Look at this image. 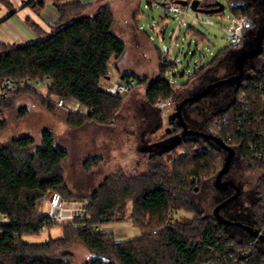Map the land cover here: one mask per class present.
Listing matches in <instances>:
<instances>
[{"label": "trees", "instance_id": "trees-1", "mask_svg": "<svg viewBox=\"0 0 264 264\" xmlns=\"http://www.w3.org/2000/svg\"><path fill=\"white\" fill-rule=\"evenodd\" d=\"M46 1L28 0L26 5L41 10ZM50 1L58 12L55 29L52 26L51 31L24 43L0 40V81L47 79L43 84L48 94L62 101L73 99L85 108L84 112H78L75 122L68 118L70 126L80 127L85 120L110 123L122 105V96L106 88L108 67L126 51L125 40L115 31L114 8L109 2H100L93 11L87 12L88 4L81 0ZM212 1L215 0H200L201 3ZM225 1L234 18L245 15L252 21L248 28L252 33L244 31L243 43L238 48L229 46L219 51L211 62L196 67L190 80L179 85L166 75L176 68V63L163 60L164 54L158 48V72L154 77L120 72L118 80L132 78L136 85H145V100L155 109L156 101L165 98H172L177 105L188 95L191 82L207 71L229 60L233 66L241 50L256 37L264 23V0ZM37 28L34 24V29ZM188 29L204 38L191 25ZM254 58L260 62L259 68H248L251 74L244 73L226 106L208 110L203 131L231 146L235 158L242 159L249 169L264 174V163L252 157L249 147L251 141L264 143L260 137V130L264 128V103L251 100L260 91L259 86L264 85V41L260 52L248 60ZM242 90L250 96L249 111L239 100ZM12 94L0 99V104ZM2 124L0 121V127ZM169 128L167 137L161 140L180 135L179 142L164 152L153 153L152 165L146 171L123 174L121 169L107 173L89 197L86 216L76 224L63 225L61 237L40 243L24 241L23 237L39 233L44 224L47 228L56 226L38 212L37 202L49 190L65 191L60 164L68 151L56 142L50 129L42 130L38 143L31 135L1 143L0 211L8 216L9 223L3 226L0 235V264H70L71 254L66 248L73 240L81 241L95 255L113 256L118 264H206L211 260L220 263L219 259L224 264H239L242 260L264 264V240L197 208L195 199L200 186L205 181L213 182L226 151L209 138L184 134L177 118ZM182 150L185 153L178 156ZM165 156L168 158L162 162L160 159ZM101 159L99 155L91 156L85 166L97 165ZM255 194L251 204L253 221L249 225L264 233L263 175ZM128 202L132 205L129 217L140 230L138 236L119 240L112 232L99 230L101 224L127 215ZM183 208L193 215L173 224L170 212ZM57 248L64 253L54 255L52 252ZM242 251L250 254L240 257ZM232 253L234 257H230ZM105 263L111 262L93 258L87 264Z\"/></svg>", "mask_w": 264, "mask_h": 264}, {"label": "rangeland", "instance_id": "rangeland-1", "mask_svg": "<svg viewBox=\"0 0 264 264\" xmlns=\"http://www.w3.org/2000/svg\"><path fill=\"white\" fill-rule=\"evenodd\" d=\"M48 1L52 4L50 0ZM20 2L21 0H0L1 38H8L6 35L13 34L12 28L1 19L14 11ZM27 2L28 0H23L24 4ZM162 2L163 0H140V7L136 10V15L138 25L141 28L140 32L151 35L154 45L165 50L172 44L173 37H170V33L172 30L176 31L179 21L175 19V13L169 12L160 4ZM223 3H225L224 10L215 13H202L189 8L190 15L198 20L202 19L204 22L192 23V19L187 16L185 22L180 25L179 36L172 45V56L177 64V69L174 71L175 74H166L170 80L174 79L172 80L174 84L179 85L190 80L196 67L211 62L219 51L230 46L228 31L233 30L236 22L228 3L225 0ZM34 10L39 11L40 9ZM190 25L200 31L204 38L198 37L193 29H188ZM53 27L55 29L57 26L54 24ZM159 29L165 30L164 36L157 31ZM115 31L126 43V51L119 59L123 66V72H137L138 68L147 67L149 63L153 64L156 56L152 52L151 56L148 47L141 48L143 34L138 32L135 26L119 22L115 25ZM247 32L252 33V29H247ZM147 54L148 56H145ZM156 62L158 69V60ZM259 66L260 62L255 58L251 61L247 60L244 73L250 75L251 72L248 68H259ZM233 69L229 60L228 63H222L207 71L191 82L188 94L196 93L211 82L232 74ZM150 76L154 77L155 72L151 73ZM234 89V84H223L213 92L188 103L184 108V119L187 125L192 129L203 131L208 110L215 108V106H226L233 99ZM144 92L145 85H139L123 95L122 105L110 123L85 120L80 127L70 126V122L68 123L67 120L71 118V122H75L78 112H84L85 108L72 101L73 99L62 101L58 97L48 94L43 80L34 87L19 89L5 103L0 104V121L3 123L0 127V144L7 139L25 135L33 136L38 143L42 130L50 129L56 142L68 151V155L60 164L65 191L49 190L42 194L39 198L41 209H43L44 203L49 202L55 192L61 196L64 209L74 210L77 207L76 204H86V216L89 197L108 172L114 170L120 172L121 166H123L124 169L121 173L127 174L130 172L129 168L134 169L138 164L135 168L136 171L130 172L136 174L146 171L152 165L155 156L153 152L155 151L151 150V147L167 137V129L175 119L176 104L174 103L169 110L161 114L145 100ZM145 147L148 148L145 154L138 152L139 148ZM97 155L101 156V161L97 165L93 164L87 168L85 166L87 159ZM166 158L168 156L161 157L160 160L163 162ZM225 175L237 182H245L247 188L252 187V190L255 191L263 172L249 169L242 159L236 157ZM197 188L196 186L195 189ZM232 193L230 188L222 192L214 187L213 182L205 181L200 186L195 199L197 208L203 210L206 215H212L215 205ZM131 207V202H128L127 215L112 222L101 224L99 230L112 232L115 238L119 240L138 236L140 230L129 217ZM41 209H39L40 213H42ZM220 213L226 218L239 220L246 224L253 221L251 202L247 201L244 194L229 203L228 207L222 209ZM169 215L170 220L175 224L178 220H188L193 214L183 208L173 211L172 215L170 212ZM79 220L70 221L67 219L66 222L64 221L65 224H55L56 226L43 228L37 234L24 236L23 240L40 243L59 238L63 233V225L76 224ZM262 234L264 235V233ZM255 238L259 237L256 236ZM62 250L57 248L52 253L61 255L64 253ZM66 250L71 254L69 255L70 264H87L95 258V254L79 240H73ZM109 258L110 264H118L113 256Z\"/></svg>", "mask_w": 264, "mask_h": 264}, {"label": "built area", "instance_id": "built-area-1", "mask_svg": "<svg viewBox=\"0 0 264 264\" xmlns=\"http://www.w3.org/2000/svg\"><path fill=\"white\" fill-rule=\"evenodd\" d=\"M166 8L169 12L172 13H178L180 14V24H183L185 22V19L187 16H189L192 19V23L196 22H204L202 19H197L196 17H193L192 15L189 14V8L188 7H182L179 4L176 3H169L166 5ZM234 21L236 22V25L234 26L233 30L228 31V39L230 41V46L232 48H238L242 43L244 39V31L252 25V21L248 16L245 15H240L239 17L234 18ZM172 44L169 48H166L165 54L163 55V60L165 61H172L171 60V54H172V48H173V41L176 40L177 38V31L173 34L172 33ZM176 63V62H175ZM47 79L43 81L46 82ZM41 83V80L39 79H29V78H24V79H13V78H5L4 80L0 81V99L7 97L9 94L14 93L18 91L21 88H28V87H34L35 85H39ZM136 86L135 80H115V81H110L107 84V90L114 94V95H125L128 92H130L133 87ZM260 91L258 92L257 96H253L251 99L252 101H257L260 100L262 103H264V85L259 86ZM239 100L240 102L245 105V108L247 111L251 109L250 105V96L248 93L244 90H242L239 94ZM174 102L172 98H165V99H160L156 101L155 103V109L159 113H164L166 110H169L173 106ZM260 137L263 139L264 138V128L260 130ZM250 151L252 154V157L262 161L264 163V143H257L255 144L254 142L249 143ZM185 153V150H182L181 152L178 153V156H182ZM264 176V174H263ZM77 207L74 210L70 209H64L63 203L61 196L58 193H53L51 199L49 200L48 203H44L43 209H41V203L37 202V210L40 213V210L42 211V215L46 218L47 222H52L55 224H65L64 221L66 222L67 219L70 221L74 220H79L80 218L83 219L85 217V211H86V204H76ZM74 213V214H73ZM172 215V212H171ZM9 223V218L8 216L4 215L0 211V235L3 232V226L7 225ZM70 223V222H69ZM43 228H47V225L44 224ZM259 234H262V231H258ZM250 253L249 251H242L239 256L240 257H246ZM235 254H231L230 257H234ZM237 260V259H235ZM220 263H217V261H209L206 264H224L222 259H219ZM248 261L250 259L248 258ZM237 262V261H235ZM239 264H249V262H244L242 260Z\"/></svg>", "mask_w": 264, "mask_h": 264}, {"label": "water", "instance_id": "water-1", "mask_svg": "<svg viewBox=\"0 0 264 264\" xmlns=\"http://www.w3.org/2000/svg\"><path fill=\"white\" fill-rule=\"evenodd\" d=\"M176 2L178 4L187 6L191 10L202 13L220 12L224 10L225 7V3H223L222 0H215L212 2H205V3H201L200 0H190V1L177 0ZM263 41H264V23L261 25L256 37L247 44V47L241 50L240 54L234 60L233 67L235 69V72L224 78L211 82L210 84H208L207 86H205L203 89H201L196 93L190 95L188 94L175 107L176 109L175 118L178 119L180 125L182 126L184 134H197L209 138L213 140L220 148L226 151L223 165L216 174L213 180V185L217 190L222 192H224V190H226L228 186H232L235 189V192L232 195L222 199L219 203L215 205L213 209V216L218 221L224 224L238 226L244 229L245 231H247L250 235L254 237L258 236L261 240H264V235L259 234L258 231L253 229L249 224H246L239 220L226 218L220 213V209L228 206L229 203L237 199L240 193V187L232 179L222 180L223 176L229 171L231 163L235 159L234 149L228 144H226L224 141H222L220 138L216 137L215 135L190 128L185 122L183 113H184V108L188 103L198 100L202 96L208 94L209 92H212L214 88L221 86L223 84H234V85L239 84L244 75L245 63L249 58L254 57L260 52L263 46ZM169 131L170 128L167 129V132ZM180 140H181V136L175 135L167 138L166 140L156 142L155 144H153V146H156L155 152H159V153L164 152L167 149L173 147ZM95 258H98L104 262H110V258L106 256L95 255Z\"/></svg>", "mask_w": 264, "mask_h": 264}, {"label": "crops", "instance_id": "crops-1", "mask_svg": "<svg viewBox=\"0 0 264 264\" xmlns=\"http://www.w3.org/2000/svg\"><path fill=\"white\" fill-rule=\"evenodd\" d=\"M81 1L86 2L88 4L87 8H86L87 12L93 11L96 8V6L100 2H102V0H81ZM176 1L177 0H163V2L160 4H162L164 6V8H166V5L169 3L178 4ZM188 1H190V0H188ZM104 2H109L112 4L114 11H115V15H116V24H118L119 22H122L126 25H133L136 27V30H138V32L141 31V28L138 25L139 22H138L137 15H136V10L140 7V0H104ZM179 5L182 7H187L185 5H181V4H179ZM57 18H58V12H57L56 8H54V6L51 3H49V1L46 2V4L44 5V7L41 10L36 11V10H34V8H31L30 6L24 4L23 0H21L20 5L16 9H14V11H12L7 16H5L3 19H1V21H4L5 24L9 25L12 28L13 34L12 35H6V36H8V38H3V37L1 38L0 37V40H2L4 42H9V43H24V42H28V41H33V40L37 39L39 34H42V32H48L51 28L50 26H53L56 23ZM175 19L179 21V26H180L181 25L180 24V14L175 13ZM34 24L38 26L37 29H34ZM179 26L176 29L177 38H178L179 32L181 30V26L180 27ZM157 31L160 33V35L164 36L165 30L159 29ZM176 31L175 30L171 31V33H170L171 38H172V33L174 34ZM141 34H143V36L141 38V45H140V46H142L141 48L148 47L149 48L148 52L150 54L152 52V54H155L156 57H155V61H153V64L149 63V65H147V67H140L137 69V72H133V73H138L139 75H151V73L155 72V75H156V72L158 71L156 60H157V56H158L157 51H158L159 47H156L154 45L153 37L151 35H149L145 32L141 33ZM160 49L162 50V48H160ZM162 52H163V54H165L164 49L162 50ZM152 54H151V56H152ZM172 55H173V52L171 54V60L173 62H175L173 60ZM145 56H148V54ZM119 59L120 58L113 60L108 67V72H109V75L107 77L108 83L110 81L118 80L120 72L124 71L123 66L120 64ZM175 69H177V64H176ZM175 69H172L168 73L172 74L175 71ZM172 80H174V79H172ZM172 80H170V81H172ZM136 86H139V85H136ZM70 100H72V99H69V101ZM72 101H75V100H72ZM76 103L78 104V102H76ZM155 149H156V146L151 147V150L155 151ZM146 150H148L147 147L139 148L138 152L145 154ZM136 164H137V162H136ZM137 166H138V164L134 167V169L132 167L129 168L130 172L132 173V172L136 171L135 168ZM121 167H122V169H124L123 166H121ZM125 168H127V166Z\"/></svg>", "mask_w": 264, "mask_h": 264}, {"label": "flooded vegetation", "instance_id": "flooded-vegetation-1", "mask_svg": "<svg viewBox=\"0 0 264 264\" xmlns=\"http://www.w3.org/2000/svg\"><path fill=\"white\" fill-rule=\"evenodd\" d=\"M226 179H231V178H228V176H226V175H224L223 176V178H222V180H226ZM239 187H240V193H239V196L241 195V194H244V195H246V199H247V201L248 202H251V204H252V202L253 201H255V199H256V197H255V191H253L252 190V187H250V188H247V186L245 185V182H237L236 180H234V179H232ZM247 183V182H246ZM227 188H230L232 191H233V193L235 192V189L232 187V186H228ZM226 188V189H227ZM232 193V194H233ZM231 194V195H232ZM228 196H230V194H228L227 196H225V198L226 197H228ZM224 199V198H223Z\"/></svg>", "mask_w": 264, "mask_h": 264}, {"label": "bare ground", "instance_id": "bare-ground-1", "mask_svg": "<svg viewBox=\"0 0 264 264\" xmlns=\"http://www.w3.org/2000/svg\"><path fill=\"white\" fill-rule=\"evenodd\" d=\"M71 110V109H70ZM84 111V110H83ZM70 112H72V111H70Z\"/></svg>", "mask_w": 264, "mask_h": 264}]
</instances>
